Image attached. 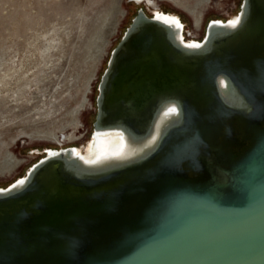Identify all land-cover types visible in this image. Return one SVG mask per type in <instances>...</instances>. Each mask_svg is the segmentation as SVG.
<instances>
[{
  "label": "water",
  "instance_id": "95a60500",
  "mask_svg": "<svg viewBox=\"0 0 264 264\" xmlns=\"http://www.w3.org/2000/svg\"><path fill=\"white\" fill-rule=\"evenodd\" d=\"M234 16L186 45L183 23L137 10L90 141L141 151L89 165L74 146L44 149L0 187V264H264V0Z\"/></svg>",
  "mask_w": 264,
  "mask_h": 264
},
{
  "label": "rangeland",
  "instance_id": "374dc122",
  "mask_svg": "<svg viewBox=\"0 0 264 264\" xmlns=\"http://www.w3.org/2000/svg\"><path fill=\"white\" fill-rule=\"evenodd\" d=\"M240 3L0 0V187L22 177L44 149L87 145L98 83L139 8L177 15L199 40L208 20L233 17Z\"/></svg>",
  "mask_w": 264,
  "mask_h": 264
},
{
  "label": "bare ground",
  "instance_id": "6f19581e",
  "mask_svg": "<svg viewBox=\"0 0 264 264\" xmlns=\"http://www.w3.org/2000/svg\"><path fill=\"white\" fill-rule=\"evenodd\" d=\"M153 16H156L158 19L165 21L166 23L169 24L176 25L178 23H182L177 15L171 13L156 12L153 14ZM235 19H236L235 16H233L230 18V21H233ZM182 38L183 41L186 42V45H195L193 41L185 39L184 27H183ZM170 118H171L170 115H168L166 112L159 117L156 123L153 137H156L161 126L164 125ZM93 139H95L96 142L94 148L92 147V142L94 140L90 141L89 139L87 145H85L83 149L82 147L81 148L76 147L74 150L75 154L80 155L81 159L89 165H101L103 163L108 162L111 159H130L131 157H134V155H136L138 152L141 151L140 148H134L132 150L129 151L125 150L126 152L125 151L119 152L116 155H114L115 153L113 149L114 145L120 143V140H118L117 136H115L114 134H106L105 136H102L100 138L94 137ZM150 143L152 142H149V144Z\"/></svg>",
  "mask_w": 264,
  "mask_h": 264
},
{
  "label": "flooded vegetation",
  "instance_id": "af4514ba",
  "mask_svg": "<svg viewBox=\"0 0 264 264\" xmlns=\"http://www.w3.org/2000/svg\"><path fill=\"white\" fill-rule=\"evenodd\" d=\"M133 1H135V3H140V2H142L143 0H133ZM242 1V0H241ZM154 6H155V3L154 2H151ZM241 4V3H240ZM239 9H240V5H239ZM153 12H155V11H152L151 13H146L148 16H153ZM156 13V12H155ZM162 13H164V12H162ZM228 19V18H227ZM227 19H211V20H208L207 21V23L205 24V26H204V31H203V36L199 39V40H197V39H194V38H189V35L187 34V29H186V23L182 20V22H183V24H184V34H185V37H186V39L187 40H190V41H201L202 39H203V37H204V35H205V29H206V26H207V24L210 22V21H215V20H221V21H226ZM198 21V20H197ZM42 155H44L43 153H42Z\"/></svg>",
  "mask_w": 264,
  "mask_h": 264
},
{
  "label": "snow or ice",
  "instance_id": "6c2138e0",
  "mask_svg": "<svg viewBox=\"0 0 264 264\" xmlns=\"http://www.w3.org/2000/svg\"><path fill=\"white\" fill-rule=\"evenodd\" d=\"M239 22V17H237L235 20L230 21L229 23L234 27ZM214 23H219L218 21H214ZM170 111H175V109H170ZM18 183H23V181H18Z\"/></svg>",
  "mask_w": 264,
  "mask_h": 264
}]
</instances>
